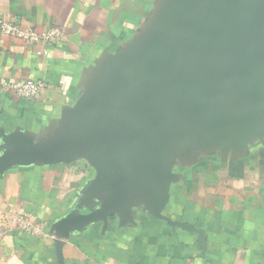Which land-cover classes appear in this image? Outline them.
I'll return each instance as SVG.
<instances>
[{
	"label": "crops",
	"instance_id": "0c3cea01",
	"mask_svg": "<svg viewBox=\"0 0 264 264\" xmlns=\"http://www.w3.org/2000/svg\"><path fill=\"white\" fill-rule=\"evenodd\" d=\"M209 1L0 0L21 26L61 30L54 43L0 36V82L45 83L32 100L0 87V264H60L57 250L62 264H264L263 100L251 122L163 116L162 173L148 147L111 170L98 152H46L130 133L135 91L178 69L174 34Z\"/></svg>",
	"mask_w": 264,
	"mask_h": 264
},
{
	"label": "water",
	"instance_id": "95a60500",
	"mask_svg": "<svg viewBox=\"0 0 264 264\" xmlns=\"http://www.w3.org/2000/svg\"><path fill=\"white\" fill-rule=\"evenodd\" d=\"M199 7L191 9L174 34L176 58L169 61L176 60L178 69L150 76L143 90L135 91L138 106L130 133L103 138L93 131L88 138L46 152L62 157L98 152L111 170L120 154L148 147L158 155L162 173L169 157L162 121L174 109L181 115L195 109L211 121H227L224 124L251 122L255 102L263 100L264 105V0H210L207 8ZM113 192L116 197L115 185ZM57 256L62 264L59 250Z\"/></svg>",
	"mask_w": 264,
	"mask_h": 264
},
{
	"label": "built area",
	"instance_id": "2783aa9c",
	"mask_svg": "<svg viewBox=\"0 0 264 264\" xmlns=\"http://www.w3.org/2000/svg\"><path fill=\"white\" fill-rule=\"evenodd\" d=\"M0 36L15 38L31 44L54 43L61 37V30L59 27H50L47 31L39 33L32 26H21L10 15L0 13ZM0 87L12 98L32 100L45 88V83L34 79L15 82L1 81ZM12 221L22 230L30 233L38 232L39 223L28 213L18 212Z\"/></svg>",
	"mask_w": 264,
	"mask_h": 264
}]
</instances>
